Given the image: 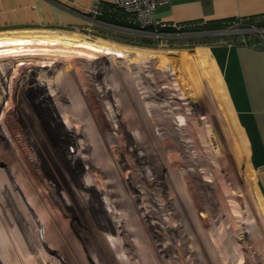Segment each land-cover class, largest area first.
<instances>
[{"label":"rangeland","instance_id":"obj_1","mask_svg":"<svg viewBox=\"0 0 264 264\" xmlns=\"http://www.w3.org/2000/svg\"><path fill=\"white\" fill-rule=\"evenodd\" d=\"M251 27L0 31L122 53H0V264H264V198L207 47L264 42Z\"/></svg>","mask_w":264,"mask_h":264},{"label":"crops","instance_id":"obj_2","mask_svg":"<svg viewBox=\"0 0 264 264\" xmlns=\"http://www.w3.org/2000/svg\"><path fill=\"white\" fill-rule=\"evenodd\" d=\"M154 16L159 24L170 26L228 17L246 26L264 25V0H170L156 7ZM29 29H64L112 38L146 33L114 0H0V31ZM235 38H219L207 47L264 198V42L258 36Z\"/></svg>","mask_w":264,"mask_h":264},{"label":"bare ground","instance_id":"obj_3","mask_svg":"<svg viewBox=\"0 0 264 264\" xmlns=\"http://www.w3.org/2000/svg\"><path fill=\"white\" fill-rule=\"evenodd\" d=\"M51 35V34H50ZM53 36H56L55 34ZM60 36V35H59ZM62 37V36H61ZM65 38V37H64ZM59 42L72 44L73 46L84 48L93 52H103L105 54H122L119 49L105 44H98L88 40H80L71 38L48 37L46 35H38L37 37L31 36H0V53L19 54V50L23 48L24 51H34L40 45H53ZM39 45V46H32ZM48 48L46 46L42 47ZM126 54V53H125ZM85 56L91 57L89 54ZM122 56V55H121Z\"/></svg>","mask_w":264,"mask_h":264},{"label":"built area","instance_id":"obj_4","mask_svg":"<svg viewBox=\"0 0 264 264\" xmlns=\"http://www.w3.org/2000/svg\"><path fill=\"white\" fill-rule=\"evenodd\" d=\"M169 2L170 0H114V4L118 8L122 9L125 13L129 14L133 22L140 30L149 31L148 29L152 28V33L157 34L161 33L158 28L161 26H165L166 24H159L158 20L154 16V10L159 5H163ZM184 25L185 24H173V26L177 29ZM251 26V29H255L259 34L264 36V26Z\"/></svg>","mask_w":264,"mask_h":264},{"label":"trees","instance_id":"obj_5","mask_svg":"<svg viewBox=\"0 0 264 264\" xmlns=\"http://www.w3.org/2000/svg\"><path fill=\"white\" fill-rule=\"evenodd\" d=\"M234 18L232 17H228L225 19H211V20H207L201 24H196V23H190L184 26H181L179 29H177L174 26H170V25H165L162 27H159L158 30L161 32H165V33H175V32H188V31H197V30H202V31H208V30H215V29H220L222 27L228 26L229 24L234 23L232 20ZM107 21H109L108 19H106ZM236 20H240V19H236ZM119 24L124 25L123 23L119 22ZM258 26H264V25H259L256 24ZM149 31L153 30L152 28L148 29Z\"/></svg>","mask_w":264,"mask_h":264},{"label":"water","instance_id":"obj_6","mask_svg":"<svg viewBox=\"0 0 264 264\" xmlns=\"http://www.w3.org/2000/svg\"><path fill=\"white\" fill-rule=\"evenodd\" d=\"M231 30L230 29H223L221 31H216V32H221V33H228L230 32Z\"/></svg>","mask_w":264,"mask_h":264}]
</instances>
